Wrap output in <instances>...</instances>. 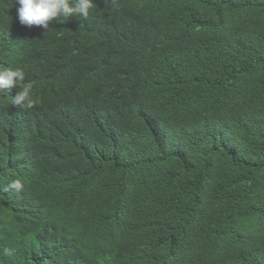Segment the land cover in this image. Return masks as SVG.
Instances as JSON below:
<instances>
[{"label": "trees", "instance_id": "obj_1", "mask_svg": "<svg viewBox=\"0 0 264 264\" xmlns=\"http://www.w3.org/2000/svg\"><path fill=\"white\" fill-rule=\"evenodd\" d=\"M94 4L0 0V264H264V0Z\"/></svg>", "mask_w": 264, "mask_h": 264}, {"label": "clouds", "instance_id": "obj_2", "mask_svg": "<svg viewBox=\"0 0 264 264\" xmlns=\"http://www.w3.org/2000/svg\"><path fill=\"white\" fill-rule=\"evenodd\" d=\"M117 0H105V3L115 4ZM19 5L17 16L22 26L31 28L40 26L50 30V25L55 21L68 20L76 15L81 20H87L94 7V0H15ZM26 73L23 68H0V94H5L6 88H18L17 94L12 97V105L21 109H31L34 105L32 99L31 82H25ZM9 187L13 190H22L19 179L11 181ZM5 254L11 255L10 249H5Z\"/></svg>", "mask_w": 264, "mask_h": 264}]
</instances>
